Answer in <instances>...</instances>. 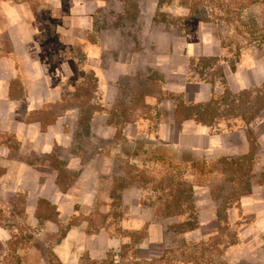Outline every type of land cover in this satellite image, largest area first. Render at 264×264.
<instances>
[{
  "label": "crops",
  "instance_id": "obj_1",
  "mask_svg": "<svg viewBox=\"0 0 264 264\" xmlns=\"http://www.w3.org/2000/svg\"><path fill=\"white\" fill-rule=\"evenodd\" d=\"M106 1L0 0V200L35 231L28 250L149 260L177 189V223L189 205L190 233L211 238L226 219L227 259L264 263V44L195 24L134 47Z\"/></svg>",
  "mask_w": 264,
  "mask_h": 264
},
{
  "label": "rangeland",
  "instance_id": "obj_2",
  "mask_svg": "<svg viewBox=\"0 0 264 264\" xmlns=\"http://www.w3.org/2000/svg\"><path fill=\"white\" fill-rule=\"evenodd\" d=\"M133 1L136 4L135 7H130L126 11L132 17H129L125 11L122 12L124 0L106 1L107 5L103 13L105 18H112V22L116 20L119 27L126 25L124 29L118 30V32L121 33L123 39L128 41V45L134 47L137 46V42L146 44L150 39L149 32L151 30H164L165 28V31L173 35L183 36L184 33L187 34L191 31L195 24L204 25L212 32L222 33L227 40H240L239 42L247 44H255L256 42L264 44V0ZM149 10L152 12L156 10V13L151 20L149 31H146L148 24L145 25L143 17ZM232 45L234 44L231 43ZM246 49L253 50L258 54L262 53L253 47ZM201 64L203 63L201 62ZM213 65H217V63ZM213 65L210 63L207 65L212 67L211 71L208 72L211 76L218 74L217 68L213 69ZM261 91L263 92L264 89ZM253 96L256 100L259 98L258 94ZM251 97L250 93L248 100ZM260 97L263 98L264 94ZM174 168L173 165L167 167L168 170ZM183 171L185 172V170ZM178 173L175 169L176 179L179 181L178 177L182 178L183 192L180 198L184 202H188L187 180ZM165 178L166 187H169V180L172 177L167 175ZM152 184L159 186L161 182H152ZM166 194L173 195V191L169 190ZM157 209L159 214L165 216L163 218L164 229L162 240L155 245L151 259H134L123 250L119 256L112 257L113 254L109 253L103 261L86 260L85 264H264L261 262L254 263L246 258L239 261H236V257L227 259V256L224 255L228 245L237 242V227L231 222H226L225 209L223 212L218 211L220 216L223 214L225 220L223 223L218 221V233L213 234L211 238L203 237L195 231L190 233L194 227L189 228V223L192 222L194 226H197V222L192 218L193 213L189 205L183 210L182 221L177 223V211L179 210L177 208V189L174 191L173 198L168 199L165 206H159ZM16 212L19 214L9 201L0 200V227L6 228L11 235L6 240L0 237V264H60L53 260L50 253L46 254L39 243H37V250L35 247L34 250L32 249L33 251L28 250L36 238L34 236L35 231L29 224L16 222L14 219ZM33 252L37 255H33Z\"/></svg>",
  "mask_w": 264,
  "mask_h": 264
},
{
  "label": "trees",
  "instance_id": "obj_3",
  "mask_svg": "<svg viewBox=\"0 0 264 264\" xmlns=\"http://www.w3.org/2000/svg\"><path fill=\"white\" fill-rule=\"evenodd\" d=\"M124 2H125V5H127V6H129L128 8H134L135 7V2L133 1V0H124ZM195 223V222H194ZM193 227H195L194 226V224L191 222V223H189V228H193Z\"/></svg>",
  "mask_w": 264,
  "mask_h": 264
}]
</instances>
